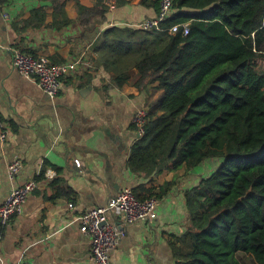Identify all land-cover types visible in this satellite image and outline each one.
<instances>
[{"label":"crops","instance_id":"1","mask_svg":"<svg viewBox=\"0 0 264 264\" xmlns=\"http://www.w3.org/2000/svg\"><path fill=\"white\" fill-rule=\"evenodd\" d=\"M100 1L67 0L61 15L50 0L0 3V115L7 128L6 139L0 138V206L14 186L38 182L22 212L3 230L0 264H96L80 216L107 205L126 187L143 198L156 195L158 217L127 224L111 218L125 232L112 252L113 264H177L176 248L192 251L186 192L219 161L156 175L132 171L129 157L139 138L134 114L152 107L162 90L159 82L143 91L130 80L117 85L115 73L105 66L107 53L99 38L112 26L140 27L157 11L142 0L119 6L114 0L105 20L96 14L81 17L78 2L93 7ZM40 7H45V20L31 25L28 21ZM14 48L45 55L54 63L78 57L84 61L63 77V89L52 98L35 77L15 68ZM18 157L24 167L10 181L8 165Z\"/></svg>","mask_w":264,"mask_h":264},{"label":"trees","instance_id":"2","mask_svg":"<svg viewBox=\"0 0 264 264\" xmlns=\"http://www.w3.org/2000/svg\"><path fill=\"white\" fill-rule=\"evenodd\" d=\"M50 1L65 14L67 0ZM78 4L83 18L103 21L110 11L103 0ZM141 4L158 14L160 0ZM44 8L34 10L31 25H42ZM176 23H189V32H169ZM99 41L117 85L130 80L143 91L159 82L162 90L132 146V171L156 175L219 161L186 192L193 248H176L177 264H243L239 252L264 264V0H174L159 27L112 26Z\"/></svg>","mask_w":264,"mask_h":264},{"label":"built area","instance_id":"3","mask_svg":"<svg viewBox=\"0 0 264 264\" xmlns=\"http://www.w3.org/2000/svg\"><path fill=\"white\" fill-rule=\"evenodd\" d=\"M114 0H108L111 3ZM174 0H160V9L156 16L146 19L139 26L144 29L159 27L173 11ZM5 16H8L6 14ZM184 34L189 32V23H176L169 32L175 34L180 28ZM83 58L78 57L62 63H54L45 55H34L21 48L13 49V64L15 68L25 77L36 78L40 87L52 98L59 95L63 89V77L77 69L83 63ZM148 109L139 108L133 117V124L136 127L139 138L144 135L148 119ZM7 128L0 115V138L5 140ZM24 167L21 158H15L9 165L7 176L14 181ZM49 176L54 172L48 171ZM38 182L30 179L23 184H18L11 189L10 194L0 206V243L3 230L10 223L12 218L20 214L23 206L28 200L32 191L37 187ZM158 198L150 196L140 198L134 189L126 187L113 197L107 205L96 206L83 212L80 216L81 229L91 239V259L96 264H113L111 255L119 246L125 235L124 230L111 218L120 217L124 224L138 221H149L156 219Z\"/></svg>","mask_w":264,"mask_h":264},{"label":"rangeland","instance_id":"4","mask_svg":"<svg viewBox=\"0 0 264 264\" xmlns=\"http://www.w3.org/2000/svg\"><path fill=\"white\" fill-rule=\"evenodd\" d=\"M238 257L243 264H256L254 258L251 255L246 254L244 252H239Z\"/></svg>","mask_w":264,"mask_h":264}]
</instances>
